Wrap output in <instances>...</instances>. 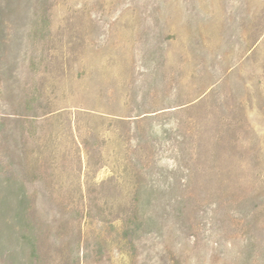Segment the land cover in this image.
Returning <instances> with one entry per match:
<instances>
[{
  "label": "rangeland",
  "instance_id": "374dc122",
  "mask_svg": "<svg viewBox=\"0 0 264 264\" xmlns=\"http://www.w3.org/2000/svg\"><path fill=\"white\" fill-rule=\"evenodd\" d=\"M160 254L264 264V0H0V264Z\"/></svg>",
  "mask_w": 264,
  "mask_h": 264
},
{
  "label": "trees",
  "instance_id": "16d2710c",
  "mask_svg": "<svg viewBox=\"0 0 264 264\" xmlns=\"http://www.w3.org/2000/svg\"><path fill=\"white\" fill-rule=\"evenodd\" d=\"M119 221L121 222V227H120V231L118 233L117 236V243L118 245H124L126 243H130L132 248H136L135 247V243L132 239V231L134 229H137L138 226H140L143 223V219L140 218L138 215H134L132 218H130L129 220L127 219H119ZM139 238L137 237L136 240L138 241L137 243H140V240H138ZM132 249V250H133ZM132 262H130V264H136L137 259L134 257H131ZM154 264H181V262H171L170 260H168L164 254H160L157 255L156 258L153 260Z\"/></svg>",
  "mask_w": 264,
  "mask_h": 264
}]
</instances>
